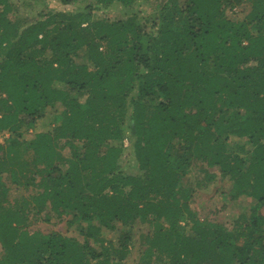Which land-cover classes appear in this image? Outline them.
I'll return each instance as SVG.
<instances>
[{"label":"trees","instance_id":"16d2710c","mask_svg":"<svg viewBox=\"0 0 264 264\" xmlns=\"http://www.w3.org/2000/svg\"><path fill=\"white\" fill-rule=\"evenodd\" d=\"M59 1L78 9L25 23L0 0V264H264V0H147L119 19L96 11L140 0ZM221 179L253 198L231 227L191 203ZM69 214L82 238L27 227Z\"/></svg>","mask_w":264,"mask_h":264},{"label":"rangeland","instance_id":"374dc122","mask_svg":"<svg viewBox=\"0 0 264 264\" xmlns=\"http://www.w3.org/2000/svg\"><path fill=\"white\" fill-rule=\"evenodd\" d=\"M13 3V12L12 17H17L21 21L30 22L40 17V15L44 12H49L51 10H59V11H75L78 9V5L76 4H62L59 0H44L33 2V0H12ZM152 4L147 0H140L131 8H125L122 4H117L116 6H110L106 8H102L96 11V14L100 17H108L110 19H119L124 18L127 15H132L133 13H138L141 15H148L152 10ZM250 8V4L248 2H244L239 4L236 7L227 8V14L229 17L233 19H241L245 13L248 12ZM146 23V21L144 22ZM146 25V24H145ZM77 61H83V54L79 52V55L76 57ZM49 124L48 117L44 118L42 121L38 122L36 126V130H41L45 125ZM9 135L8 131L0 132V141L2 142ZM231 139L230 141H232ZM125 147H128V140L125 138L124 140ZM119 163L121 168L125 172L135 171V159L132 154L129 152L128 148L125 149L124 154L119 159ZM189 173V177L195 181L196 177H202L203 174L196 172ZM230 189V186L227 184L226 180H218L213 185H210L206 188H197L192 195L191 203L192 207L197 211L198 215L202 218L206 217L212 221L220 222L226 225L227 227H231L233 224V220L236 215L248 209L253 201V198L250 196H241L238 199H230L227 194ZM31 192L30 188H25L23 186H12V194L13 197L28 195ZM225 193V194H224ZM44 215V213L42 214ZM72 215H67L66 218L59 219L57 216L51 217V220H43L31 219L27 223V227L30 230H40L44 232H49L52 230L62 231L66 234L77 235L82 238V235L78 234V224H74L69 226L67 221L71 220ZM182 223V222H181ZM137 226V225H134ZM133 241L134 246H130V258L138 252V242L137 234L135 227L133 228ZM103 235L108 240L117 239V234L115 230H105L103 231ZM132 247V248H131ZM131 260V259H130ZM131 264V261H128Z\"/></svg>","mask_w":264,"mask_h":264}]
</instances>
